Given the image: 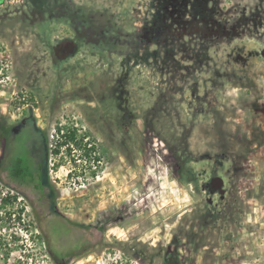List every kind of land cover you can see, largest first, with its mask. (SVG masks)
I'll return each mask as SVG.
<instances>
[{
	"label": "rangeland",
	"instance_id": "rangeland-1",
	"mask_svg": "<svg viewBox=\"0 0 264 264\" xmlns=\"http://www.w3.org/2000/svg\"><path fill=\"white\" fill-rule=\"evenodd\" d=\"M38 2L0 0V121L27 118L45 133L30 139L45 143L51 190L44 203L0 169V188L20 191L16 206L25 208V222L10 230L21 237L15 264H53L52 253L63 264H166L169 255L184 264H264L262 46L213 32L204 0ZM50 3L54 11L42 17L36 9ZM82 10L132 36L101 53L58 58L53 46L73 37L70 17ZM26 15L40 26L25 25ZM122 71L129 78L120 103L136 113L126 120L111 90ZM59 123L91 133L101 160L75 165L65 151L52 154ZM26 140L18 134L15 150ZM175 142L191 159L183 180ZM56 213L99 231L69 229Z\"/></svg>",
	"mask_w": 264,
	"mask_h": 264
},
{
	"label": "trees",
	"instance_id": "trees-1",
	"mask_svg": "<svg viewBox=\"0 0 264 264\" xmlns=\"http://www.w3.org/2000/svg\"><path fill=\"white\" fill-rule=\"evenodd\" d=\"M34 3H39V0H32ZM56 3H50L49 8L43 6V4H39L40 9H36L42 12V17L44 16L46 10L53 12V8ZM71 26L74 28V35L72 38H66L61 41L60 44L54 45L53 50L56 53L58 58H63L65 56L71 55L72 53L67 52V46L69 43H73L74 52L80 51L82 48H86L90 50V53H98L109 50V47L113 46H123L125 44L124 35L120 31L109 30V17L102 20L100 17H95L92 14H89L85 10L79 11L76 15H71ZM25 25H30L32 29H35L40 26V23L37 21L35 16L26 15L24 16ZM131 35V34H125ZM132 36V35H131ZM129 41L131 38H128ZM145 41V38H142ZM160 41V40H159ZM159 43H163L161 40ZM164 44V43H163ZM61 45L63 48L60 49ZM128 71H122L120 76L115 77V84L111 87L112 92L116 93L117 102L119 103V111H121V115L126 118H129L133 113L129 110L125 105H121V101L125 98V94L128 89ZM133 115V116H134ZM121 116V118H123ZM118 120V119H117ZM153 122V121H152ZM153 124H149L152 126ZM152 132H155L157 135L155 128H151ZM79 125L76 123L70 124H57L56 127V135L52 140V148L51 153L58 156L62 152H66L68 156L71 157L72 162L76 165L78 162H91L92 159L94 161L101 160V153L98 145L94 140L90 138L89 132L81 133ZM91 139V140H90ZM179 139H182L179 138ZM169 144V143H168ZM169 149L171 153L175 156V161L177 162V175L178 178L183 180L185 176H188L192 172V167L188 165L190 159V155L188 150H186L182 144L173 143L169 144ZM78 152V157H76V153ZM28 159V160H27ZM21 158L20 162H16L14 168H10L8 171L9 180L18 182L20 185L25 186L32 190L37 197L42 198L43 202L50 203L51 202V190L48 184L45 182V177L43 175L44 165L42 161L38 163L35 162L31 157L29 158ZM80 160V161H78ZM60 163L56 164V167H59ZM96 171L93 173L95 174ZM73 174V173H71ZM188 181H192L190 177L186 179ZM20 195V191L15 190L12 192L11 190H3L0 188V264H15V258H13L12 253L17 250L19 240L21 237L16 235L15 233H10V230L13 226H16V223L25 222L23 214L25 208L23 206H16L18 202V198ZM54 220L64 222L66 226L70 229L75 225L84 227L88 230V233L92 236L96 235V232L99 231V226L97 225H81L80 223H76L74 221H69L63 215L56 213ZM54 227H57L55 225ZM22 252V251H21ZM54 263L53 264H63V260L59 259L58 254L52 253ZM19 263L26 264V260H22L21 258L18 261ZM166 264H184V261L180 259L178 255L174 257L165 258ZM36 264H38L36 262Z\"/></svg>",
	"mask_w": 264,
	"mask_h": 264
},
{
	"label": "flooded vegetation",
	"instance_id": "flooded-vegetation-1",
	"mask_svg": "<svg viewBox=\"0 0 264 264\" xmlns=\"http://www.w3.org/2000/svg\"><path fill=\"white\" fill-rule=\"evenodd\" d=\"M204 8L208 13L212 11L208 21L213 32L253 40L252 49L262 46L264 55V0H204ZM213 16L220 21L214 20ZM41 131L27 118L19 121V124H5L0 121V169L8 174L9 169L14 168L15 163L24 157L26 159L31 157L36 163L42 161L45 143L40 139L35 140L34 137L33 140L30 139L37 132L41 133L40 136H43L44 140L47 139L45 133ZM18 134H22V138H27L26 143L28 142L25 150L21 152L15 150V146H18L16 144ZM39 145L42 147L39 148ZM13 182L23 189L26 188L18 182Z\"/></svg>",
	"mask_w": 264,
	"mask_h": 264
},
{
	"label": "water",
	"instance_id": "water-1",
	"mask_svg": "<svg viewBox=\"0 0 264 264\" xmlns=\"http://www.w3.org/2000/svg\"><path fill=\"white\" fill-rule=\"evenodd\" d=\"M73 51V43H69L67 46V52L70 53ZM215 185L217 187H221L223 184V178L218 176L214 179ZM225 191L222 189V193H224Z\"/></svg>",
	"mask_w": 264,
	"mask_h": 264
}]
</instances>
